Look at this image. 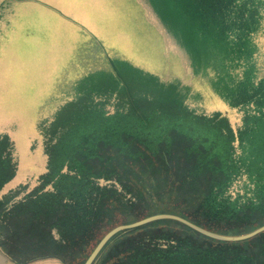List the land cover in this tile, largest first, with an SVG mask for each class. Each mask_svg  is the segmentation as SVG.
Here are the masks:
<instances>
[{
	"label": "trees",
	"instance_id": "16d2710c",
	"mask_svg": "<svg viewBox=\"0 0 264 264\" xmlns=\"http://www.w3.org/2000/svg\"><path fill=\"white\" fill-rule=\"evenodd\" d=\"M205 1L219 12L222 27L238 25L239 46L231 52L219 39L206 45L230 55L227 98L239 88L255 91L252 100L237 103L248 105L242 128L235 132L224 114L219 125L183 103L176 113L161 109L154 120L141 112L89 110L61 131L51 152L46 142L49 164L39 184L17 200L23 189L0 199V249L11 262L57 257L83 264L110 229L158 213L228 235L264 224V79L252 72L249 58L258 47L248 37L264 24V0ZM13 171L10 155L1 154L0 177ZM245 177L254 197L240 200L232 187ZM242 244L158 220L116 235L94 264H207L223 257L230 264H264L263 250L234 249Z\"/></svg>",
	"mask_w": 264,
	"mask_h": 264
},
{
	"label": "rangeland",
	"instance_id": "374dc122",
	"mask_svg": "<svg viewBox=\"0 0 264 264\" xmlns=\"http://www.w3.org/2000/svg\"><path fill=\"white\" fill-rule=\"evenodd\" d=\"M17 1L20 2L17 6L12 2L0 3V17L9 18L20 27V15L38 14L42 19L37 22L40 21L41 29L49 30V37L31 36L24 44L22 39L19 42L16 30L12 31L15 42L9 45L0 42V155L8 153L14 165L12 174L6 172L0 177V199L10 191L23 189L17 200L37 186L48 169L46 142L51 152L61 131L81 115L90 114L89 110L94 112L96 106L107 113L141 112L154 120L161 109L176 113L178 104L183 103L200 115L217 118L219 125L220 117L230 110V115L224 116L235 132L242 128L248 106L244 104L253 99L255 91L245 85L228 98L225 92V80L233 72L224 61L229 59L231 46L233 49L239 46L235 41L238 25L222 27L219 12H213L205 0H148L144 6L136 0ZM182 14L186 16L180 20ZM248 37L258 47L249 58L255 63L252 72L264 79V24ZM80 39L101 43L109 57L113 55L114 71L97 73L96 89H91L96 90L100 101L91 94L76 97L55 109L54 105L64 97L62 94L57 97V90L53 93L54 82ZM207 39L226 41L228 52L218 47L211 50V44L208 51ZM192 88L196 89L192 92ZM239 101L244 104L238 106ZM106 104L111 106L104 107ZM245 178L238 179L232 187L233 196L240 200L254 197V184L249 183V177ZM247 191L251 196H243ZM241 242L244 244L234 249L246 247L251 254L254 248L264 251V234ZM215 261L207 264H230L225 257ZM25 264L63 262L57 257H45Z\"/></svg>",
	"mask_w": 264,
	"mask_h": 264
},
{
	"label": "crops",
	"instance_id": "0c3cea01",
	"mask_svg": "<svg viewBox=\"0 0 264 264\" xmlns=\"http://www.w3.org/2000/svg\"><path fill=\"white\" fill-rule=\"evenodd\" d=\"M6 2L7 4L15 3L16 6L20 2L17 0H1L0 3ZM13 7V6H12ZM4 8V7H2ZM1 11V10H0ZM36 14V13H35ZM42 16H39L38 14L35 15V17H31L30 15L24 14L23 17H19L20 20V27L16 23H12L11 19L5 18L4 16L0 17V38L5 40H1L0 42H6L7 45L12 43L13 41H16V35L12 33V31H19V42H21V39L27 43V40L32 39L31 36H37L40 35L44 38L49 37V30L44 27V30L40 28L39 22L41 21ZM40 20L39 22H37ZM19 28V29H18ZM93 42L90 41H84L83 39L78 40L74 46V50L72 51L71 56L69 57L67 64L64 67V70L61 74V76H58L54 82V89L53 92L56 90V85L60 84L62 81H66V79L70 78V75H72V78L80 77L83 75L88 74L89 71L95 72L97 69V59L96 54L93 51L91 52L90 48H93L92 46ZM52 94L49 97V100L52 98Z\"/></svg>",
	"mask_w": 264,
	"mask_h": 264
},
{
	"label": "water",
	"instance_id": "95a60500",
	"mask_svg": "<svg viewBox=\"0 0 264 264\" xmlns=\"http://www.w3.org/2000/svg\"><path fill=\"white\" fill-rule=\"evenodd\" d=\"M138 3H141L143 6L148 3V0H136ZM157 22H158V29H160L161 26V19L160 16L158 15L157 17ZM158 220H175L180 223H183L193 230L197 231L198 233L209 237L211 239L217 240V241H223V242H241L245 240H249L251 238H254L262 233H264V224L261 226H258L257 228L246 232L242 234H236V235H228V234H222L218 233L215 231L208 230L204 227H201L197 225L196 223H193L192 221L183 218L179 215L175 214H170V213H158V214H153L147 217H144L142 219H139L137 221H134L132 223H125V224H120L112 229H110L96 244L90 255L87 257V259L84 261L83 264H94L106 245L119 233L129 230V229H134L137 227H141L143 225L158 221ZM8 261H10V258L8 255H6L1 249H0V264H6Z\"/></svg>",
	"mask_w": 264,
	"mask_h": 264
},
{
	"label": "flooded vegetation",
	"instance_id": "af4514ba",
	"mask_svg": "<svg viewBox=\"0 0 264 264\" xmlns=\"http://www.w3.org/2000/svg\"><path fill=\"white\" fill-rule=\"evenodd\" d=\"M92 42H93L92 46H94V47L90 48V50H91V52L93 51L94 53H97L95 56L97 59V63H98L97 66H102L104 68L96 69L97 70L96 75H95V72L89 71L88 74H86V75L76 77L74 79L68 78V79H66V81H62V82H60V84L56 85L55 87H56V90L58 91L57 97H58V95L62 94L64 98H63L62 102H58L57 105H54L55 109H58V107L64 105L69 100L71 101V100L75 99L76 97H79V98L83 97L84 98V97H87L88 95H90V97H91V94L96 96L97 95L95 93L96 90H94V89H96V87H94V85H95V80H96L98 71H103V70H108V69H110V71H114L113 70L114 64L112 61L113 55H111V58H110L109 53L107 54V52L105 51V49L103 48L101 43H98L94 40H92ZM116 56L122 57L121 54H117ZM106 67H108V68H106ZM91 88H94V89L92 90ZM195 89L196 88H192V92ZM189 94H191V93H189ZM96 98H97V96H96ZM50 100L48 102H51ZM97 100H98V98H97ZM98 101H100V100H98ZM106 105H104V107L111 106V105H107V106ZM96 107L99 108V106H96ZM229 107H231V106L226 105V109H230ZM101 108L102 107H100L99 109H101ZM230 113H231V111L229 110L228 113H223V114L226 116H229ZM44 140H45V138H44ZM10 263H12L11 260L8 261L7 264H10Z\"/></svg>",
	"mask_w": 264,
	"mask_h": 264
}]
</instances>
